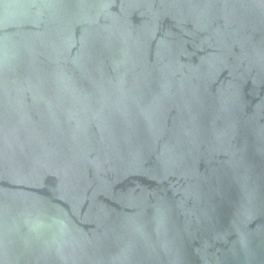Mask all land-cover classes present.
Returning a JSON list of instances; mask_svg holds the SVG:
<instances>
[{"label": "water", "instance_id": "95a60500", "mask_svg": "<svg viewBox=\"0 0 264 264\" xmlns=\"http://www.w3.org/2000/svg\"><path fill=\"white\" fill-rule=\"evenodd\" d=\"M0 264H264V0H0Z\"/></svg>", "mask_w": 264, "mask_h": 264}]
</instances>
